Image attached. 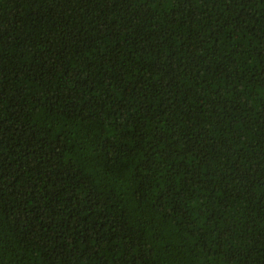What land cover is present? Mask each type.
Here are the masks:
<instances>
[{
  "label": "trees",
  "instance_id": "trees-1",
  "mask_svg": "<svg viewBox=\"0 0 264 264\" xmlns=\"http://www.w3.org/2000/svg\"><path fill=\"white\" fill-rule=\"evenodd\" d=\"M0 264H264V0H0Z\"/></svg>",
  "mask_w": 264,
  "mask_h": 264
}]
</instances>
